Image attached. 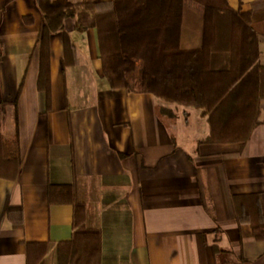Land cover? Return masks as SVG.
I'll return each instance as SVG.
<instances>
[{
    "label": "crops",
    "instance_id": "crops-1",
    "mask_svg": "<svg viewBox=\"0 0 264 264\" xmlns=\"http://www.w3.org/2000/svg\"><path fill=\"white\" fill-rule=\"evenodd\" d=\"M226 3L249 14L264 68V0ZM43 25L36 0H0V131L20 155L17 177L0 178V264H26L27 243L47 244L55 264L70 240L73 208L49 205V185L75 186L79 228L101 233L100 264H264V241L237 223L233 200L258 194L264 213V124L242 146L203 143L201 110L139 92V63L126 75L133 91L112 89L97 29L77 32L71 18L46 42L47 97L37 87ZM203 25V8L184 0L181 71L199 68ZM259 109L264 122V99ZM9 209L21 210L20 228Z\"/></svg>",
    "mask_w": 264,
    "mask_h": 264
},
{
    "label": "trees",
    "instance_id": "trees-1",
    "mask_svg": "<svg viewBox=\"0 0 264 264\" xmlns=\"http://www.w3.org/2000/svg\"><path fill=\"white\" fill-rule=\"evenodd\" d=\"M203 8L200 65L179 69V33L184 0H36L44 25L38 39L40 70L37 87L49 96L46 42L61 31L66 18L75 30L96 28L103 76L112 89L133 91L126 75L141 65L137 90L169 104L201 110L206 118L207 144L244 145L261 124L259 101L264 99V68L257 60L249 14L233 11L226 0H192ZM4 104H0V130ZM20 165L17 137L6 140L0 131V178L14 180ZM237 223L248 224L252 237L264 241V213L258 194L233 197ZM49 205H71V238L55 247L56 264H100L101 233L79 228L83 212L74 185H49ZM20 216L15 220V214ZM13 228L21 227V210L9 209ZM47 244H25L26 264H45Z\"/></svg>",
    "mask_w": 264,
    "mask_h": 264
},
{
    "label": "rangeland",
    "instance_id": "rangeland-1",
    "mask_svg": "<svg viewBox=\"0 0 264 264\" xmlns=\"http://www.w3.org/2000/svg\"><path fill=\"white\" fill-rule=\"evenodd\" d=\"M161 101V100H160ZM163 102V101H162ZM78 198V197H77ZM55 264H56V260H55Z\"/></svg>",
    "mask_w": 264,
    "mask_h": 264
}]
</instances>
